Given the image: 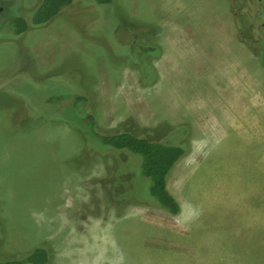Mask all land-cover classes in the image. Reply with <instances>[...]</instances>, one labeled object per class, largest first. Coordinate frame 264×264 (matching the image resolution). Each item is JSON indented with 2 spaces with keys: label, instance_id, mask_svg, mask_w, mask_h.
Wrapping results in <instances>:
<instances>
[{
  "label": "rangeland",
  "instance_id": "rangeland-1",
  "mask_svg": "<svg viewBox=\"0 0 264 264\" xmlns=\"http://www.w3.org/2000/svg\"><path fill=\"white\" fill-rule=\"evenodd\" d=\"M233 5L78 0L22 36L0 14V261L48 241L54 264H264V68L237 20L257 36L259 3ZM131 38L161 47L155 84L129 65ZM78 92L101 132H185L180 214L136 201L150 182L132 157L87 145Z\"/></svg>",
  "mask_w": 264,
  "mask_h": 264
},
{
  "label": "trees",
  "instance_id": "trees-1",
  "mask_svg": "<svg viewBox=\"0 0 264 264\" xmlns=\"http://www.w3.org/2000/svg\"><path fill=\"white\" fill-rule=\"evenodd\" d=\"M78 0H37L32 7L19 9L7 18L12 24L14 35L22 36L32 28L43 27L49 24L62 10V8L76 3ZM98 4H111L113 0H93ZM235 6L236 0H233ZM259 9L255 13V18L260 19L258 26L259 33L256 36L247 27L242 17H238V36L246 43L253 53L258 57L264 68V0H258ZM130 39L129 43L133 47V52L129 53V58L133 60L129 65L136 68L139 73V82L144 86L155 84L160 79L159 71L154 63L161 53V47L150 41L137 45ZM149 43V44H148ZM89 95L78 92L72 102V112L74 121L79 122L77 128L89 137L87 145L96 148L98 143L105 145L116 152H122L132 158L128 160L139 165L141 173L140 179L146 177L149 182V193L144 197H139L138 203H146L157 206L171 215H178L182 211V206L177 198L168 189V177L176 163L189 151V144L186 141L187 135L182 134L176 127L169 134L171 141L161 140L137 134L132 131L122 132H101L96 127V117L92 112L85 111L84 115L77 113L80 103L87 102ZM146 198V199H145ZM147 200V201H146ZM151 202H148V201ZM52 249L50 244L43 242L23 253L14 255L0 264H54L52 262Z\"/></svg>",
  "mask_w": 264,
  "mask_h": 264
},
{
  "label": "flooded vegetation",
  "instance_id": "flooded-vegetation-1",
  "mask_svg": "<svg viewBox=\"0 0 264 264\" xmlns=\"http://www.w3.org/2000/svg\"><path fill=\"white\" fill-rule=\"evenodd\" d=\"M7 9H9V6H8V8L5 9L3 5H0V14L3 15L5 13V14H7V16L8 15L10 16L11 13L9 14V10H7ZM6 19H7V17H6Z\"/></svg>",
  "mask_w": 264,
  "mask_h": 264
}]
</instances>
